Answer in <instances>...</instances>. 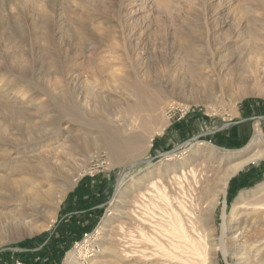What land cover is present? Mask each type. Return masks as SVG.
<instances>
[{
    "label": "rangeland",
    "instance_id": "obj_1",
    "mask_svg": "<svg viewBox=\"0 0 264 264\" xmlns=\"http://www.w3.org/2000/svg\"><path fill=\"white\" fill-rule=\"evenodd\" d=\"M62 96L87 114L65 116ZM0 102V173L44 204L63 191L51 221L4 222L0 264L72 263L84 229L98 231L97 250L80 264H264L260 192L248 214L231 213L264 185V158L237 170L225 195L213 191L224 168L264 148V118L239 122L264 115V0H0ZM112 134L140 153L110 159ZM29 153L39 155L19 157ZM45 161L70 175L67 188ZM201 189L216 195L210 214L191 209Z\"/></svg>",
    "mask_w": 264,
    "mask_h": 264
},
{
    "label": "bare ground",
    "instance_id": "obj_2",
    "mask_svg": "<svg viewBox=\"0 0 264 264\" xmlns=\"http://www.w3.org/2000/svg\"><path fill=\"white\" fill-rule=\"evenodd\" d=\"M188 19L189 18L184 17V23H190V21ZM44 34L47 37V32H45ZM126 74L127 73H125V77L128 76ZM136 89L139 90L138 85H137ZM177 95H178L177 96L178 98H180L182 101H184L183 94H177ZM155 99L156 98L153 97L152 100L155 102ZM190 101H194V100H190ZM58 103L61 105V107L63 109L62 110L63 114L67 117H73V118L79 117L80 118V117L87 114L86 109L81 105V103L79 101H76V100L72 101V99H70V97L65 98L64 96H62V97L58 98ZM0 105H3L2 102H0ZM48 110L49 109L44 106V107L40 108L38 112L40 114H44ZM20 117H21V115L17 114V118H20ZM20 123L22 126H25L26 120L25 119H24V121L20 120ZM34 138L35 137L29 136V139H34ZM262 138H263L262 135L259 132H256L255 136L251 142V145L253 144V145L257 146V145H260V143L262 144L263 143ZM4 139L5 138L3 137V140ZM106 139H107V147H108L109 152H110V159H112V160H119V159H122L124 157H129V156L134 157L140 153V149L138 148V146L136 144L124 143V142L116 139L114 134L108 135ZM8 140H9V138H8ZM189 143L190 142H188L185 145H188ZM3 146H4V148H6L5 146H7V144L5 143L2 145V147ZM83 146H82L83 149L85 151H87V148H86L87 145L84 144ZM1 149H3V148H1ZM244 150L248 151L247 148ZM30 153L27 155H25V154H20V155L18 154V155H19V157H21V156L24 157V159H26V160H31V159L35 158L36 155L37 156L39 155L38 153L37 154L35 153L34 155H32ZM259 158H264V148L258 149L257 151H255L250 156H246L244 158H239V160L237 162L230 164V166H228L227 168H224L222 170L221 175L219 176V180L217 183L218 185L216 184L217 186H214L215 190H213V191H216L220 188V191H221L220 195H225V191H226V187H227L229 178L234 173H236L237 170L242 168L247 162H250V161H253V160L259 159ZM44 168H45V171H47L48 173H51L50 176H52V174L55 173L56 179L62 180L65 188L68 187V185L70 184V175L65 173V171L57 172L56 168L54 169L48 163V161H45ZM191 168H193V167H191ZM33 170H35V169H33ZM193 170L194 169H189V171H191V172ZM36 171H35V173H37ZM43 171H44V169H43ZM182 173H183V170H182ZM183 174L185 177V172ZM44 175H46V174H44ZM46 176H48V174ZM215 178H216V176H213L212 180H214ZM25 181L24 180H18V181H15V183H14V181L11 179L10 173H8L6 171H4L3 173H0V241L4 240V239H10L11 238V236L9 235V232H7V230H5V223L4 222L6 220H8V218H10V219L15 218L13 220H15V222H17L23 226L26 224V222L24 220L26 217L31 215L32 212H38L44 221H47V222L51 221V219L53 217L52 212L54 209V204L55 203L57 204L63 195V191L59 190L60 188H62V186L56 182L57 186L58 187L61 186V187L58 188L56 186V188H58V191H56L55 193L52 194L53 201L49 204H44L41 196L39 195L37 190L34 188V186L33 185L31 187L29 186L30 187V189H29L28 186H26L27 182H25ZM62 182H61V184H62ZM28 184H29V182H28ZM208 191H209V189L206 190V193H208ZM256 192H260V193H259V195L256 196V201L253 203L258 205V207H257L258 213L264 212V185H260L254 190L240 193L238 195V198H237L235 205L231 209V213H233L235 215L239 211L238 208L241 207V208H243L242 213L248 214L249 212H247L246 206L252 204L251 196L254 195ZM212 195H213V193L211 194V191H210V194H205V191L203 189L199 190V192H197V195L194 193L193 196L190 198L191 199V201H190L191 202V209L193 207L194 208L200 207L204 204V206L206 207L205 212L210 214V212L215 208V205H216V202H215V200H216L215 196L216 195H213V196ZM223 203H225V199H223ZM11 205H12V208L10 209L11 211H8V212L3 211V209L5 207H10ZM184 209H185V207H184ZM226 214H227V210H226V206L224 204L223 210H222V215H221L222 230H221L219 238L215 240L216 244L220 245V248H221L223 253H225V251H226L225 250L226 232L228 229L231 228V224H233V223L228 224L227 219H225ZM199 215H201V214H199ZM31 232L32 231H26L24 233H20L17 237L24 236L25 234H30ZM234 232H236L235 229L230 231L231 237L229 240L233 246L237 247L236 246L237 245L236 244L237 235ZM184 233H186L185 227H184ZM68 260L71 262H74V263H78V260H76L73 251L69 252Z\"/></svg>",
    "mask_w": 264,
    "mask_h": 264
},
{
    "label": "built area",
    "instance_id": "obj_3",
    "mask_svg": "<svg viewBox=\"0 0 264 264\" xmlns=\"http://www.w3.org/2000/svg\"><path fill=\"white\" fill-rule=\"evenodd\" d=\"M97 240H98V231L96 229L86 230L82 232L80 238L76 240L72 247L71 251L74 252V256L78 263H82L83 260L92 256L97 250ZM8 264H28L23 260L17 258L9 261ZM68 264H77V263H68Z\"/></svg>",
    "mask_w": 264,
    "mask_h": 264
},
{
    "label": "crops",
    "instance_id": "obj_4",
    "mask_svg": "<svg viewBox=\"0 0 264 264\" xmlns=\"http://www.w3.org/2000/svg\"><path fill=\"white\" fill-rule=\"evenodd\" d=\"M257 118H264V115H258V116H253V117H252V116H249V117H246V118L241 119L239 122L248 121V120H250V119H253V122H255V120H256ZM217 132L219 133V131H217ZM217 132H216V133H217ZM86 230H91V229H84V230H82V231L79 233V235L77 236L76 240H78V239L80 238L82 232H84V231H86ZM76 240H75V241H76Z\"/></svg>",
    "mask_w": 264,
    "mask_h": 264
},
{
    "label": "water",
    "instance_id": "obj_5",
    "mask_svg": "<svg viewBox=\"0 0 264 264\" xmlns=\"http://www.w3.org/2000/svg\"><path fill=\"white\" fill-rule=\"evenodd\" d=\"M188 142H189V141H186L185 144H187ZM183 145H184V143H183ZM170 151H171V150H170ZM170 151H168V152H170Z\"/></svg>",
    "mask_w": 264,
    "mask_h": 264
}]
</instances>
